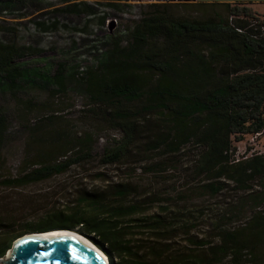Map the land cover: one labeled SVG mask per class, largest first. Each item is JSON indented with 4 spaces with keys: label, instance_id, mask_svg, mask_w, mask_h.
<instances>
[{
    "label": "trees",
    "instance_id": "1",
    "mask_svg": "<svg viewBox=\"0 0 264 264\" xmlns=\"http://www.w3.org/2000/svg\"><path fill=\"white\" fill-rule=\"evenodd\" d=\"M1 1L5 8L23 2ZM163 1L106 34L94 63L81 72L62 59L30 67L19 61L30 47L0 42V98L36 86L56 93L70 87L87 100L97 125L120 133L103 146L102 164L147 160L146 172L160 173L173 165L163 157L191 149L188 173L201 181L163 193L133 183L129 168L120 180L100 174L97 186L32 205L29 218L0 213V257L21 234L59 227L89 238L109 264H264V153L241 159L232 153L236 140L264 129V15L246 2ZM169 1L220 9L190 18L167 11ZM7 131L0 106V170ZM38 145L35 152L25 149L15 174H0L1 187L65 173L95 147L83 132H40ZM230 188L238 194L222 199Z\"/></svg>",
    "mask_w": 264,
    "mask_h": 264
},
{
    "label": "rangeland",
    "instance_id": "2",
    "mask_svg": "<svg viewBox=\"0 0 264 264\" xmlns=\"http://www.w3.org/2000/svg\"><path fill=\"white\" fill-rule=\"evenodd\" d=\"M195 1L246 2L257 14L264 15V0ZM156 2L164 3L163 0H23L5 8L0 0V42L14 47H30L25 55L19 57V61L27 62L30 67H44L45 58L51 64L62 59L67 66L75 67L81 72L94 63L95 47L100 48L98 43L106 34L119 33L131 21L139 18L143 6ZM114 3L128 7H124L122 11L112 10L110 4ZM165 3L170 13L190 18H204L220 9L218 5L202 8L194 1ZM67 89L63 93H56L51 87L41 89L36 86L26 94H4L0 98V106L8 116L0 174L12 175L23 167L25 149L29 152L37 150L40 132L47 136L53 134L55 137L91 133L95 143L92 155L79 165H72L65 173L22 188L0 186V213H3L4 219L15 217L19 220L31 216L32 205L38 206L45 201L56 203L58 199L71 194L77 186H97L100 183L97 176L104 174L112 180L127 178L128 173L124 174L122 171L125 168H129L132 173L129 177L133 179V183L163 193L171 191V188L181 189L189 181L192 184L201 181L192 180V175L188 173L191 149H183L175 156L163 157L162 159L168 160L166 164L171 161L173 165H168V170L160 173L146 172L145 168L150 164L147 160L131 161L129 166L102 164L100 157L103 146L120 133L106 125H97L95 118L87 111V100L70 87ZM37 126L42 129H35ZM232 153L235 159L263 154L264 129L236 140ZM156 154L155 152L151 156ZM229 185L233 186L231 183ZM237 194L230 188L223 191L221 198ZM53 229L60 228L53 227L49 230ZM8 250L1 256L0 264H4Z\"/></svg>",
    "mask_w": 264,
    "mask_h": 264
},
{
    "label": "water",
    "instance_id": "3",
    "mask_svg": "<svg viewBox=\"0 0 264 264\" xmlns=\"http://www.w3.org/2000/svg\"><path fill=\"white\" fill-rule=\"evenodd\" d=\"M66 229V228H63ZM40 232H28L18 236L8 250L4 264H109L96 245L73 235L40 236ZM37 233L39 235H31ZM2 260V257H0Z\"/></svg>",
    "mask_w": 264,
    "mask_h": 264
},
{
    "label": "bare ground",
    "instance_id": "4",
    "mask_svg": "<svg viewBox=\"0 0 264 264\" xmlns=\"http://www.w3.org/2000/svg\"><path fill=\"white\" fill-rule=\"evenodd\" d=\"M61 234H68V235H73V236H76L78 238H81L82 240H86V242H90L89 240H87L85 237L83 236H80L78 233H76V231L74 230H71V229H53V230H46V231H43L40 236H58V235H61ZM31 235H39L37 233H32ZM91 243V242H90ZM92 244V243H91ZM98 252L100 253V255L102 256V258L106 261V256L104 255V253L102 251H100L98 248H97ZM9 253H8V256L6 257V260L9 258ZM1 261V260H0Z\"/></svg>",
    "mask_w": 264,
    "mask_h": 264
}]
</instances>
